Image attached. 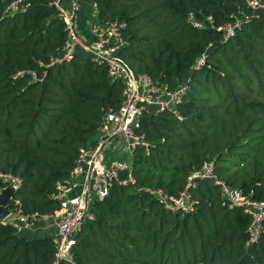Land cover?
Instances as JSON below:
<instances>
[{
	"label": "trees",
	"instance_id": "1",
	"mask_svg": "<svg viewBox=\"0 0 264 264\" xmlns=\"http://www.w3.org/2000/svg\"><path fill=\"white\" fill-rule=\"evenodd\" d=\"M12 1L0 0V171L21 179L14 197L23 212L56 213V182L70 177L80 147L120 105L123 83L81 48L48 65L67 34L55 0L10 9ZM95 1L97 21L125 24L119 57L132 70L160 86L187 84L181 118L138 117L134 131L151 145L131 156L135 186L177 196L192 171L212 162L217 179L264 201V10H246L251 21L224 39L218 27L241 0ZM190 12L215 26L194 27ZM214 180L196 181L189 191L197 203L185 213L115 181L75 235L71 259L58 264H264V221L249 243L250 218L226 206ZM54 250L53 236L0 222V264H51Z\"/></svg>",
	"mask_w": 264,
	"mask_h": 264
},
{
	"label": "built area",
	"instance_id": "2",
	"mask_svg": "<svg viewBox=\"0 0 264 264\" xmlns=\"http://www.w3.org/2000/svg\"><path fill=\"white\" fill-rule=\"evenodd\" d=\"M66 1L67 6L63 5L62 0L53 2L58 10V16L66 24L67 34L61 54L51 58L48 65L69 60L76 49L81 48L94 61L104 64L111 78H118L122 81V101L116 109L109 110L104 115L94 143L90 146L80 147L70 177L65 181L56 182V188L51 194V198L58 204V212L25 213L21 208L20 200L13 195L8 203L10 213L0 222L11 224L18 234L26 230H33L40 223L53 226L55 228L53 234L55 250L51 264H58L62 260L71 259L75 235L80 231L85 221L94 218L93 204L109 196L111 186L115 181L121 185L131 186L138 193L143 191L148 193L168 210L185 213L193 210L197 203L189 191L190 188L195 187L198 179L215 178L214 182L219 186L226 206L229 209L238 208L250 218L249 243L254 242L260 234L264 221V201L245 195L240 188L230 186L217 179L213 174L212 162H205L199 169L192 171L187 177L184 190L177 196H170L162 189L152 186H135L136 180L132 174L131 164L114 161L107 166L104 165L102 148L114 136L121 135L124 138L131 156L137 145L146 147L151 145L134 131V128L138 126V117L142 113L167 111L181 118L179 106L187 91V84L182 83L174 88L160 86L147 74L132 70L119 57L120 50L126 44L122 34L125 26L123 22L104 23L103 32L98 38L91 42L86 41L78 34L75 26L79 0ZM24 2L25 0H13L8 8L17 9ZM92 5L96 10L95 0H92ZM239 6L242 10L231 20L218 27L224 39L233 36L244 23L251 21L254 14L245 12L246 10L253 12L264 10V0H241ZM188 19L194 27L201 28L205 22L211 27L215 26L210 15L200 20L193 12H190ZM203 63L204 57L202 56L198 65ZM32 74L34 75L35 72ZM121 173H125V176L120 177ZM0 179L3 183L0 189L13 183L17 190L21 184V179L9 172L0 171Z\"/></svg>",
	"mask_w": 264,
	"mask_h": 264
},
{
	"label": "crops",
	"instance_id": "3",
	"mask_svg": "<svg viewBox=\"0 0 264 264\" xmlns=\"http://www.w3.org/2000/svg\"><path fill=\"white\" fill-rule=\"evenodd\" d=\"M64 6H67V1L62 0ZM75 26L79 35L86 41H94L103 32V24L96 20V10L92 5V0H79V9L75 18ZM122 138V139H121ZM129 151L124 138L117 135L109 139L102 148V159L104 165H109L112 162H125ZM129 157L131 155L129 154ZM55 228L46 226L43 223L38 224L33 230H26L21 234L32 237L53 236Z\"/></svg>",
	"mask_w": 264,
	"mask_h": 264
},
{
	"label": "water",
	"instance_id": "4",
	"mask_svg": "<svg viewBox=\"0 0 264 264\" xmlns=\"http://www.w3.org/2000/svg\"><path fill=\"white\" fill-rule=\"evenodd\" d=\"M16 191V185L13 183L0 189V220L7 217L10 213L9 201Z\"/></svg>",
	"mask_w": 264,
	"mask_h": 264
},
{
	"label": "rangeland",
	"instance_id": "5",
	"mask_svg": "<svg viewBox=\"0 0 264 264\" xmlns=\"http://www.w3.org/2000/svg\"><path fill=\"white\" fill-rule=\"evenodd\" d=\"M121 139H122V138H121ZM130 158H131V157H129V154H128V157H127L126 161L130 162Z\"/></svg>",
	"mask_w": 264,
	"mask_h": 264
}]
</instances>
